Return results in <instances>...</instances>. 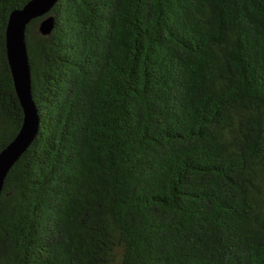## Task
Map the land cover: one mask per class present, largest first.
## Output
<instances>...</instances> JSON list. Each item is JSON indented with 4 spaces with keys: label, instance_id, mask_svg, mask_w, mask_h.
I'll use <instances>...</instances> for the list:
<instances>
[{
    "label": "trees",
    "instance_id": "obj_1",
    "mask_svg": "<svg viewBox=\"0 0 264 264\" xmlns=\"http://www.w3.org/2000/svg\"><path fill=\"white\" fill-rule=\"evenodd\" d=\"M0 0V151L23 110ZM26 26L36 135L0 264H264V0H56ZM45 17V16H44Z\"/></svg>",
    "mask_w": 264,
    "mask_h": 264
},
{
    "label": "water",
    "instance_id": "obj_2",
    "mask_svg": "<svg viewBox=\"0 0 264 264\" xmlns=\"http://www.w3.org/2000/svg\"><path fill=\"white\" fill-rule=\"evenodd\" d=\"M56 0H29L23 7L13 10L5 31L6 53L14 87L23 110V121L15 138L0 151V193L10 167L21 156L37 133L39 117L31 94L30 66L25 41L27 24L42 17L39 30L46 35L53 26V18L46 14ZM45 16V17H44Z\"/></svg>",
    "mask_w": 264,
    "mask_h": 264
}]
</instances>
